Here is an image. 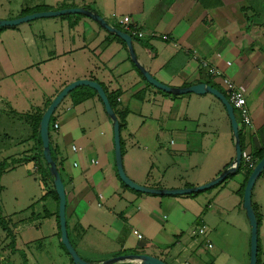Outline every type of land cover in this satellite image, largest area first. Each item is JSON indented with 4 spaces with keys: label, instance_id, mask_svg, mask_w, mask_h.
<instances>
[{
    "label": "crops",
    "instance_id": "crops-1",
    "mask_svg": "<svg viewBox=\"0 0 264 264\" xmlns=\"http://www.w3.org/2000/svg\"><path fill=\"white\" fill-rule=\"evenodd\" d=\"M70 8L91 9L117 28L118 17H130L145 34L134 40L139 64L170 87L207 83L225 93L194 56L209 60L247 90L254 129L243 130L244 150L264 147V0H0V20ZM83 79L112 93L125 115L123 163L136 183L166 190L199 187L233 163L235 139L222 103L210 94L172 95L150 85L126 43L94 20L37 18L0 32V113L22 121L28 113L44 114L66 86ZM90 89L79 91L88 96L83 102L69 96L62 102L55 112L60 128L50 130L63 167L67 229L78 254L92 264L128 254H148L168 264H250L247 172L195 196L130 189L117 171L113 120ZM27 125L22 134L9 124L0 146V163L5 152L10 160L4 162L13 165L0 182L20 172L23 180L28 177L21 190L26 186L23 192L29 194L23 209L8 210L0 201V264H74L62 245L59 202L53 194L44 197L34 171L39 146ZM9 188L0 184L3 193ZM252 201L264 263V175ZM203 226L206 237H194Z\"/></svg>",
    "mask_w": 264,
    "mask_h": 264
},
{
    "label": "water",
    "instance_id": "water-1",
    "mask_svg": "<svg viewBox=\"0 0 264 264\" xmlns=\"http://www.w3.org/2000/svg\"><path fill=\"white\" fill-rule=\"evenodd\" d=\"M84 15L95 22L99 23L105 30L114 34L118 38L122 39L130 52L131 58L133 62L136 64L146 81L154 86L155 88L172 95H186V94H196V95H213L216 97L222 105L225 107L228 118L231 123L234 139H235V149H236V157L233 163L221 173V175L214 179L213 181L199 187L188 188V189H178V190H166V189H151L144 187L135 181H133L126 173L123 163V151H122V140H121V128L120 122L115 114V111L111 105L110 99L104 89V87L92 80H77L70 85L66 86L51 102L45 113L43 114L42 120L40 122V135L43 144V156L45 161L49 165V170L51 176L53 178L54 188L59 198V221H60V229H61V239L62 243L70 254L74 264H92L85 261L76 251L73 246L68 229H67V192L66 187L63 182L62 176L58 170L57 163L54 161L52 156L51 149V135H50V125L51 120L59 106L62 102L70 95L74 90L81 87H88L97 92L100 97L105 110L108 116L113 120L114 127V143H115V154H116V166L120 180L130 189L153 195L160 196H172V195H193L197 193H202L207 191L216 185L223 182L229 175L235 174L241 163H242V154L243 149L241 146V138H240V125L236 118L234 108L228 101L225 93L220 91L219 89L209 85L207 83H200L196 85H192L189 87L182 88H173L168 85L161 83L155 77H153L150 72H148L143 66H141L138 62L137 55L134 49V39L127 34L126 32L120 30L115 26H111L103 17H101L98 13L92 11L91 9L86 8H70L63 9L59 11H45L38 12L32 15L23 16L14 20H0V28H9L16 27L23 23L29 22L31 20L37 18H51V17H59L65 15ZM264 173V158L261 159L254 170L251 172L249 179L247 181V185L244 193V208L246 210L247 216L249 218L252 234H251V258L250 264H258V255H259V223L256 212L253 207V190L256 182ZM123 262H129L131 264H168L166 261L152 256L148 254H128L121 255L118 257H114L107 261H104L102 264H118Z\"/></svg>",
    "mask_w": 264,
    "mask_h": 264
},
{
    "label": "built area",
    "instance_id": "built-area-1",
    "mask_svg": "<svg viewBox=\"0 0 264 264\" xmlns=\"http://www.w3.org/2000/svg\"><path fill=\"white\" fill-rule=\"evenodd\" d=\"M118 27L120 30L129 34L133 39H141L145 37L143 31H141L130 19V17H118L117 18ZM167 40V37H164ZM195 60H198L201 70L207 75L210 79L214 82H219L224 90L225 95L230 102V104L234 108V112L236 118L239 122L240 128L243 130H253L254 123L250 113V109L247 103V90L244 86L236 84L230 78H228L223 71H221L217 66L213 65L207 59H199L197 56H194ZM60 125L58 123H54L52 129L58 130ZM74 151L80 150L77 147H73ZM242 162L244 163L242 171L248 172L253 171L256 165L259 162V159L250 151V150H243L242 154ZM35 172H38V166H36ZM209 230L207 227L203 226L201 228H196L194 231V237H206ZM134 233L141 239L142 235L139 231L134 230ZM209 247L212 245L209 243ZM27 264H40L38 262H31ZM140 264V263H136Z\"/></svg>",
    "mask_w": 264,
    "mask_h": 264
},
{
    "label": "trees",
    "instance_id": "trees-1",
    "mask_svg": "<svg viewBox=\"0 0 264 264\" xmlns=\"http://www.w3.org/2000/svg\"><path fill=\"white\" fill-rule=\"evenodd\" d=\"M3 29H5V28H0V32ZM118 39L125 44V42L122 39H120V38H118ZM211 85L213 87L217 88L216 85H214V84H211ZM82 89H89V88L88 87H81V88H78V89H76V90H74L73 92L70 93L69 97H71L75 103L83 102L84 100H86L88 98V96L85 93H80L79 92ZM105 91H106V93H107V95H108V97L110 99L111 105H112V107H113V109L115 111V114H116L119 122H120V128H121V132H122L123 129L125 128V126H126L125 115L121 114L118 111L117 102H116V99L114 98L113 94L109 93L107 89H105ZM93 92L95 94H97L95 91H93ZM141 97H143V95H141ZM42 117H43V113L42 112H41V114L37 113V112L32 113V114L28 113V114L24 115V121L26 123H29L30 124L29 126L32 129V136L30 137V139L34 138L36 140V143L39 146V154H35L34 157H32V160H35L38 163L37 166H38V174H39L40 184H41L43 190L46 192L44 197H46L47 194H53L56 197V199L58 200V202H59L58 195H57V193L55 191V188H54L53 178H52L50 170H49V165L47 164V162L45 161V158L43 156V144H42L41 135H40V132H39L40 122L42 120ZM55 121H56V118H55V114H54L53 117H52V120H51L50 130L52 129ZM240 138H241V146H242V149L244 150L245 149V145H244L243 129L242 128H240ZM121 140H122V137H121ZM122 145H123V143H122ZM122 148H123V146H122ZM51 149H52L53 159L57 163L58 170H59V172H60V174L62 176L63 182L65 184V180H64V177H63V167H62L61 162L59 161L57 150L52 146V142H51ZM251 152L259 159V161L264 158V147H262V148L253 147ZM30 159H31V157H30ZM243 166H244V163L242 162L240 167H239V169H238V171H237V173L242 172ZM8 169H9V165L8 164H6L5 162L1 163V165H0V177ZM251 172L252 171H248L246 173L247 180L249 179V176H250ZM263 175H264V173H263ZM230 177H232V176H230ZM48 181H50V183H48ZM198 194L199 193L193 194L192 196H195V195H198ZM63 247L67 251V249L65 248L64 245H63ZM258 264H262V261H261V246H260V244H259Z\"/></svg>",
    "mask_w": 264,
    "mask_h": 264
},
{
    "label": "rangeland",
    "instance_id": "rangeland-1",
    "mask_svg": "<svg viewBox=\"0 0 264 264\" xmlns=\"http://www.w3.org/2000/svg\"><path fill=\"white\" fill-rule=\"evenodd\" d=\"M3 9H6V8L4 7ZM6 10L8 11V14H9V10L8 9H6ZM3 14H6V13H3ZM70 16H73V14L70 15ZM0 115H2V116H0V146L4 144L5 129L8 127L9 124H12V125L14 124L18 128L23 129L22 134H24V132L28 131L29 128H28L27 123L25 121H22L20 118H17L16 116H11V114L9 112L3 113V114L0 113ZM9 146H10V144H9ZM11 146H13V145H11ZM11 150H12V148H11ZM3 155H5L4 157H9V158L7 159V158L3 157L2 162L10 160V154L8 156V154L4 152ZM25 160H26L25 162H27L28 158H26ZM10 164L11 163L9 161V164H8L9 165V169L8 170H10V168L13 166V165L11 166ZM30 166H32V165L28 161V169L31 168ZM20 175H21L20 172H18V174L17 173L10 174L9 176H6L7 178H4L5 180H2L0 182L1 185L5 184V183L10 185V188L6 192L3 193L0 190V201L3 203L2 200L4 199V202H6V204H7V209L8 210H14L15 206L16 207L19 206L20 209H23L24 205L28 204L27 202H28L29 194H28L27 190L24 191L26 193L23 192V190L26 189V186L25 187L23 186L22 190H21V183L25 182V180H27L28 177L26 176V179L23 180V178L19 177ZM16 177L20 178V181H19L17 186H14V183H16L14 181V180H16ZM30 178H31V181L33 182L34 178H32V177H30ZM15 197L19 198V202L18 203L13 202ZM1 202H0V208L3 207V206H1ZM11 202H13V203H11ZM0 211H2V210L0 209ZM6 264H14V262H12V263L8 262ZM262 264H264V263L262 262Z\"/></svg>",
    "mask_w": 264,
    "mask_h": 264
}]
</instances>
